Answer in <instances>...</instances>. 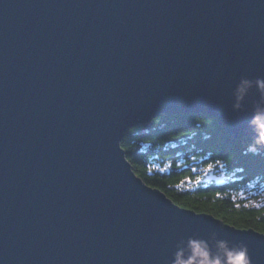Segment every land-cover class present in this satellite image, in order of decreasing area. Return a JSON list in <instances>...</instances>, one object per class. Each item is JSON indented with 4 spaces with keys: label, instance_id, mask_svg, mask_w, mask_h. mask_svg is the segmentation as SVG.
Returning <instances> with one entry per match:
<instances>
[{
    "label": "water",
    "instance_id": "obj_1",
    "mask_svg": "<svg viewBox=\"0 0 264 264\" xmlns=\"http://www.w3.org/2000/svg\"><path fill=\"white\" fill-rule=\"evenodd\" d=\"M262 82L264 0H0V264H228L241 247L264 264V234L177 206L119 143L195 112L264 147Z\"/></svg>",
    "mask_w": 264,
    "mask_h": 264
},
{
    "label": "trees",
    "instance_id": "obj_2",
    "mask_svg": "<svg viewBox=\"0 0 264 264\" xmlns=\"http://www.w3.org/2000/svg\"><path fill=\"white\" fill-rule=\"evenodd\" d=\"M156 116L159 124L151 117L127 128L120 139L133 173L181 208L264 234V177H252L237 167L249 162L253 168L252 161L264 159V148L255 139L231 137L206 114ZM209 119L211 124L204 123ZM225 152L234 154L231 164L222 158ZM216 159L222 163L215 164Z\"/></svg>",
    "mask_w": 264,
    "mask_h": 264
},
{
    "label": "clouds",
    "instance_id": "obj_3",
    "mask_svg": "<svg viewBox=\"0 0 264 264\" xmlns=\"http://www.w3.org/2000/svg\"><path fill=\"white\" fill-rule=\"evenodd\" d=\"M248 84H249L248 81H245L243 83V85H247V86H248ZM259 86L261 88H264V82L260 83ZM261 127L264 128V125H261ZM261 140L264 141V132L261 133ZM221 247L224 248V245L222 244ZM195 249H196V255H203L204 257H208V252L205 251V252L201 253L199 251L198 245L195 246ZM224 251L226 253L228 264H251L250 258L248 257V254L246 251V248H244V247L235 248V249H231V250L224 248ZM179 264H185V262L180 261ZM187 264H191V260H189L187 262ZM201 264H210V262L208 259H205V260L201 261ZM211 264H220V262L217 260V261L211 262Z\"/></svg>",
    "mask_w": 264,
    "mask_h": 264
},
{
    "label": "snow or ice",
    "instance_id": "obj_4",
    "mask_svg": "<svg viewBox=\"0 0 264 264\" xmlns=\"http://www.w3.org/2000/svg\"><path fill=\"white\" fill-rule=\"evenodd\" d=\"M212 122L213 121L211 119L204 121V123H207V124H211ZM153 123H155V124L160 123V119L156 115H153ZM129 130L135 131V128H131ZM253 155L258 156V157H262V156H259V153H256V152H253ZM222 158L226 159L227 162L229 164H231L232 160L234 159V154H228L227 152H225L223 154ZM221 163H222L221 159L215 160V164L220 165ZM248 163L249 162H244V163L238 164L237 167H238L239 171L242 173L249 172L250 176H252V177H264V159L252 161L254 167L251 169H249ZM208 167H209V169H211L213 167V165L209 164ZM262 232H264V229H262ZM262 237H264V236H262Z\"/></svg>",
    "mask_w": 264,
    "mask_h": 264
},
{
    "label": "rangeland",
    "instance_id": "obj_5",
    "mask_svg": "<svg viewBox=\"0 0 264 264\" xmlns=\"http://www.w3.org/2000/svg\"><path fill=\"white\" fill-rule=\"evenodd\" d=\"M144 122H146V121H144ZM140 123H142V122H140ZM140 123H139V124H140ZM216 123H217V122H216ZM137 125H138V124H137ZM226 133H227V132H226ZM228 135H229V134H228ZM231 137H232V136H231ZM233 138H234V137H233Z\"/></svg>",
    "mask_w": 264,
    "mask_h": 264
},
{
    "label": "bare ground",
    "instance_id": "obj_6",
    "mask_svg": "<svg viewBox=\"0 0 264 264\" xmlns=\"http://www.w3.org/2000/svg\"><path fill=\"white\" fill-rule=\"evenodd\" d=\"M261 147V146H260ZM264 148V147H263Z\"/></svg>",
    "mask_w": 264,
    "mask_h": 264
}]
</instances>
